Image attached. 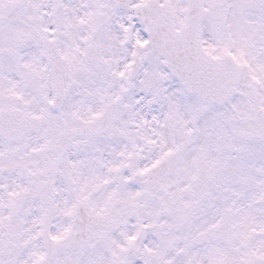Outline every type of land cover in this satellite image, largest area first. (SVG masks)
Instances as JSON below:
<instances>
[{"label":"snow or ice","instance_id":"6c2138e0","mask_svg":"<svg viewBox=\"0 0 264 264\" xmlns=\"http://www.w3.org/2000/svg\"><path fill=\"white\" fill-rule=\"evenodd\" d=\"M0 264H264V0H0Z\"/></svg>","mask_w":264,"mask_h":264}]
</instances>
